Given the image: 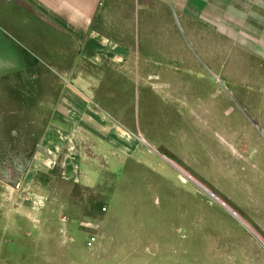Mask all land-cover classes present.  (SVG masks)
<instances>
[{
  "label": "rangeland",
  "instance_id": "obj_1",
  "mask_svg": "<svg viewBox=\"0 0 264 264\" xmlns=\"http://www.w3.org/2000/svg\"><path fill=\"white\" fill-rule=\"evenodd\" d=\"M112 2L76 40L0 3V264H264V0ZM80 76L116 131L5 191Z\"/></svg>",
  "mask_w": 264,
  "mask_h": 264
},
{
  "label": "crops",
  "instance_id": "obj_2",
  "mask_svg": "<svg viewBox=\"0 0 264 264\" xmlns=\"http://www.w3.org/2000/svg\"><path fill=\"white\" fill-rule=\"evenodd\" d=\"M112 1V10L115 11L120 0ZM12 2L18 5L16 10L29 15L45 29H63L76 40L81 36L88 35L101 7L106 5L107 0H1V8L8 7V4ZM99 18L103 20L104 13H100ZM86 46L84 45V48ZM78 47V50L81 51L79 45ZM77 66L75 65V67ZM84 84H88L85 78L75 77L71 81V87H66L61 94L59 104L53 110L45 134L40 141L35 158L39 167L37 172H33L32 181L27 178L23 179L21 183L6 180L8 184H5V191H28L30 188L32 191H42L44 188L39 182L36 187L34 186L36 180L45 179L41 170L51 169L49 165L54 166L52 158L54 154L58 153L61 148L72 147V139L77 137V133L116 131L103 118L99 117L96 111L81 103V98L86 97ZM63 168H65L63 175L65 179L77 183L84 182L83 184L87 186L97 185L98 174L93 177H86L81 172L73 174L67 171L66 162L63 164ZM0 191H3V188Z\"/></svg>",
  "mask_w": 264,
  "mask_h": 264
},
{
  "label": "bare ground",
  "instance_id": "obj_3",
  "mask_svg": "<svg viewBox=\"0 0 264 264\" xmlns=\"http://www.w3.org/2000/svg\"><path fill=\"white\" fill-rule=\"evenodd\" d=\"M181 173L183 174V176L187 179L192 180L191 176H189L186 172L181 170ZM194 180V179H193ZM192 180V181H193ZM203 192H205L206 194H208L209 196H211L217 203H219L221 206H223L230 214H232L233 216H235L239 221H241L243 223V220L236 215V213H234V211H232V209H230L229 207H227L222 201H220L216 196H214L205 186L197 183L196 181H193ZM245 224V223H244ZM252 233V232H251ZM256 237V236H255ZM258 238V237H257Z\"/></svg>",
  "mask_w": 264,
  "mask_h": 264
}]
</instances>
